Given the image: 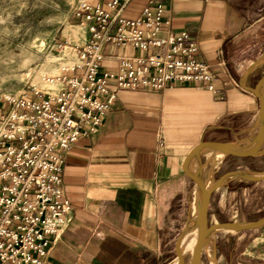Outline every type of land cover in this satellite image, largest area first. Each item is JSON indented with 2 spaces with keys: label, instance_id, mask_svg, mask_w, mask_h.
<instances>
[{
  "label": "crops",
  "instance_id": "0c3cea01",
  "mask_svg": "<svg viewBox=\"0 0 264 264\" xmlns=\"http://www.w3.org/2000/svg\"><path fill=\"white\" fill-rule=\"evenodd\" d=\"M156 5L164 8L172 32L185 31L194 38L196 59L217 73L218 90L213 94L169 86L162 92H115L102 126L65 153L61 179L72 218L45 264L172 263L177 238L193 218L196 203L195 187L182 169L186 154L199 142L230 144L244 151L253 147L260 104L249 90L264 75V0H129L122 15L131 19L144 7ZM219 62L237 87L222 85ZM260 93L264 96V84ZM206 149L211 151L208 157ZM214 151L203 148L198 153L197 178L208 187L220 170L215 182L232 175L212 190L207 218L216 196L220 205L235 207L242 183L251 185L247 212L259 211L264 178L249 181L235 174L264 175V168L256 174L248 168L252 160L264 158V140L253 155H224L216 165ZM226 159L238 162L228 164ZM194 161L186 167L190 174L198 166ZM229 182L238 184L229 187ZM218 221L212 224L233 223ZM258 230L247 242L237 238L231 257L213 245L204 259L203 249L200 264H210V255L215 264H264V225L248 231Z\"/></svg>",
  "mask_w": 264,
  "mask_h": 264
},
{
  "label": "rangeland",
  "instance_id": "374dc122",
  "mask_svg": "<svg viewBox=\"0 0 264 264\" xmlns=\"http://www.w3.org/2000/svg\"><path fill=\"white\" fill-rule=\"evenodd\" d=\"M111 1L112 0H0V122L12 111L17 115L28 114L25 110L16 106L14 100H37L41 102L54 98L59 91L72 95L73 88L67 84L70 80L80 83V87L82 86V88L78 90V92L84 93L85 97L91 98L93 93H91L90 87L92 84L90 80V71L93 69V64L96 67L95 74L98 75V80L103 79L104 82V74L112 73L115 70L114 65L116 62L113 60V57L139 55L140 52L133 46L122 48L120 45H117V43L103 40V32L110 27V25L106 28L100 23L98 24L97 22H91L90 19H86V17L94 15L96 8L106 13L109 19L116 17L124 22H133L142 17V13L145 9H153L156 6H160L163 10V18L168 22V25L164 28V31L156 35V38H163L162 36L165 37L167 33L172 35L184 33L188 35L190 42L196 48V54L193 59L204 64L209 71V75L213 76L210 80V84L212 85L211 90H208L207 86L196 81L192 83L165 85L161 89L145 87L134 88L133 90H114L109 92L114 96L113 102L115 100V92L117 91L162 92L169 86H190L205 89L213 94L217 92V73L212 70L211 65L196 59L198 47L190 34L185 31L172 32L170 30L169 21L161 5L144 7L136 17L129 19L122 15L123 9L129 0H123V2L116 0L117 3L110 7L109 4ZM67 27H77V29L80 30L78 39L71 40L70 34L66 32ZM92 29L96 31L99 38L95 37ZM112 29L115 28L111 27L110 31H113ZM95 52L99 54L100 59L92 63ZM146 52L148 55L153 53L154 50L148 49ZM216 66L219 68L218 72L224 75L225 78L222 85L228 84L237 87L236 81L225 71L224 65L219 62ZM41 72H43L41 77L42 81L40 79L42 83L34 82L35 76L40 75ZM50 79L52 80L51 83L58 82L59 85L56 84L55 87H53L54 85L48 86L45 81ZM42 84L46 86L42 88ZM106 86H108V84ZM47 92H51L52 94ZM98 98L100 99L103 97L98 96ZM113 102L107 113L110 112ZM54 109L56 108L54 107ZM76 109L86 114L89 109H91V106L89 101L80 102L76 105ZM107 113L102 116L100 125L94 130L89 129L91 116L87 115L83 117L78 126L79 133L77 139L67 148H61L56 139L54 140V132L46 134V130L43 131L40 129L31 135H24L23 140L17 138L0 139V156L4 154L6 148L11 147L16 149L15 154H19L20 159H23L24 151H21L22 141H29V146L35 147L32 154L29 155L30 163L28 167L21 165L17 169L21 176H25L24 173L27 172L29 175L28 179L20 178L21 183H18L17 187L9 192L8 189L11 187V181L7 178L3 182L5 191L3 192L0 190V197H6V199L10 200V197L4 195L19 194V202L29 203L33 209L31 214L32 219L36 223V226L33 228L34 233L42 230L43 221L47 223L45 226L52 227L56 230V232L46 236V241L48 242L46 254L39 260L40 264H45L50 250L59 240L72 218L71 205L63 192L61 179L65 153L73 147L79 138L98 130L102 126ZM51 139H53L54 142H52ZM225 162L232 164L238 161L226 159ZM251 162L252 165L248 168L252 173L256 174L264 168V158L252 160ZM8 163L12 164L13 161L7 162L3 167H0V171L8 168ZM221 173L222 170L216 173L214 182ZM27 181V186L29 188L26 191L24 188L26 187L25 184ZM214 182L210 181L207 183V186L211 187ZM237 184L238 183H228L229 187L237 186ZM250 187L251 185L241 184L240 189L243 190V193L242 195L236 196L235 207H233V204L230 206L226 204L224 206L220 205L218 203L219 198L216 196L213 202L215 207L213 205L211 206V211L207 218L208 224L212 225L214 221L219 222L218 219L221 221L233 222L234 224L250 223V221L262 216L264 214V194H262L260 198L262 207L259 211L247 212L246 200ZM41 194H46L45 197L48 200L43 207L39 203L41 201ZM12 196L16 197L15 195ZM60 202L66 204L65 213L61 212V208L59 207ZM51 207L52 210L46 212V210ZM247 214L248 216H246ZM12 215L18 217L16 220V224L18 225L14 224L13 227L8 228V231L14 233V235L19 238L25 239L28 227L23 226V224L27 221L26 217L22 213L13 212ZM61 226L64 227L61 231L57 232ZM259 232L260 230L255 232L248 230L242 232H216L215 230L211 232V236L205 243L203 258L205 259L206 255H209V251L213 249V245L216 246L214 248L215 251L222 252L225 254V257H231L235 252L237 238L244 237L243 242H247L252 235ZM220 237H223V239H218ZM215 238H217L216 243L213 244ZM224 239L226 241H224ZM210 256L209 263L215 264L212 255ZM175 260H173L172 263L170 262L172 260H168L167 264H173ZM184 263L187 264L186 260H184Z\"/></svg>",
  "mask_w": 264,
  "mask_h": 264
},
{
  "label": "built area",
  "instance_id": "2783aa9c",
  "mask_svg": "<svg viewBox=\"0 0 264 264\" xmlns=\"http://www.w3.org/2000/svg\"><path fill=\"white\" fill-rule=\"evenodd\" d=\"M116 0H112L110 7L116 4ZM94 15L86 17L91 22L102 24L108 27L103 32V40L107 42L117 43L122 48L133 46L140 53L137 56H116L113 60L116 62L115 70L112 73L104 74L103 79L98 80L95 74L96 67L90 71L91 95L85 97L81 90L80 83L70 80L67 84L73 88V94L69 95L60 92L54 97L46 101H15L19 106L30 115H17L13 111L0 122V139H21L24 135L33 134L38 129L45 131L46 134L53 133L54 140L59 143L61 148H67L73 143L79 133V124L83 117L91 116L90 130H94L100 125L102 116L110 109L114 96L109 93L114 90H130L134 88L150 87L153 89H161L165 85L177 83H192L194 81L207 86L211 90L210 80L213 76L209 75L207 67L195 61L193 57L196 54L195 46L190 42L188 35L180 33L162 36L156 38L160 32L168 25L163 18V10L160 6L153 9H145L142 17L133 22H124L123 20L112 17L108 18L106 13L96 8ZM113 25V26H112ZM111 27L113 31H110ZM96 38L99 35L92 29ZM101 37V38H102ZM153 49L154 52L147 55V50ZM146 54V55H144ZM100 59L99 54L95 52L92 63ZM51 83L50 80H46ZM108 84V86H106ZM105 85V86H104ZM214 88V87H213ZM77 92V93H76ZM102 96L103 98H98ZM91 109L83 114L76 109V105L80 102H88ZM52 103V104H51ZM54 107L56 109H54ZM48 131V132H47ZM54 142L53 139H51ZM29 141H22L21 151H24V158L20 159L16 149L8 147L3 155L0 156V167L7 162L9 167L0 171V190L5 191L3 182L7 178L11 181V187L8 191H12L21 183L20 178L28 179V173L21 176L17 169L24 165L28 167L30 163L29 155L34 151V146H29ZM28 181L25 184V190H28ZM4 195V194H3ZM15 195L16 197H13ZM27 195V194H25ZM42 207L47 203L46 194H41ZM0 197V264H40V259L46 254L48 234L56 232L54 228L45 226L47 223L42 222V230L33 232L36 223L32 219L33 209L28 202H19V194H6ZM66 204L60 202L61 212L65 213ZM47 209V211H51ZM22 213L26 217L27 226L25 239L19 238L14 233L9 232L8 228L16 224L17 216L12 213ZM37 221V220H36ZM18 225V224H16ZM61 226L57 232L61 231ZM50 228V229H47ZM19 247V248H18Z\"/></svg>",
  "mask_w": 264,
  "mask_h": 264
},
{
  "label": "water",
  "instance_id": "95a60500",
  "mask_svg": "<svg viewBox=\"0 0 264 264\" xmlns=\"http://www.w3.org/2000/svg\"><path fill=\"white\" fill-rule=\"evenodd\" d=\"M264 84V75L256 82L254 87L249 90V92L258 99L260 104V123L258 127L257 134L252 141L253 147L249 151H244L243 149L236 148L233 145H224L220 143L215 142H199L197 145H195L185 156L182 164L183 172L188 176V178L193 183L195 189L200 195V200L196 204V211L193 218H191L188 223L185 225L181 233L179 234L176 244H175V255L177 258L178 263L177 264H185L183 258L180 255L179 251V240L181 236L189 231L197 229L198 231V238L196 239L193 249L189 258V261L187 264H200V256L201 251L203 247L205 246V243L209 237V234L216 229H228L231 231H244V230H250L258 228L262 225H264V217L260 218L259 220L251 223L246 224H234V223H224V224H212L209 225L207 222V209H208V202L209 197L213 189H215L223 178L230 176L232 174H227L217 180L211 187H206L198 178L197 174L200 172V166H199V160H198V153L203 148H210L219 152H222L225 156H231V157H237V158H245L253 155L255 153V150L261 145V143L264 140V96L260 93V88ZM195 159L197 161V169L193 174H190L186 171L187 164L192 160ZM237 176H240L241 178L249 181H259L264 178V175L262 177H249L244 174H235Z\"/></svg>",
  "mask_w": 264,
  "mask_h": 264
},
{
  "label": "bare ground",
  "instance_id": "6f19581e",
  "mask_svg": "<svg viewBox=\"0 0 264 264\" xmlns=\"http://www.w3.org/2000/svg\"><path fill=\"white\" fill-rule=\"evenodd\" d=\"M66 32H67V34H70V38H71V40H76V39H78V37H79V35H80V30L79 29H77V27H67L66 28ZM47 66V65H46ZM45 66V67H46ZM44 68V67H43ZM47 68H49V67H47ZM44 70V69H43ZM50 71V70H49ZM42 75H43V72H41V74L40 75H36L35 76V78H34V82H37V83H39V82H41L42 81V79H41V77H42ZM45 77H48V76H45ZM40 79H41V81H40ZM46 83H47V85L49 86V85H54L53 87H55L56 86V84L57 85H59V83L58 82H53V83H48L47 81H45ZM42 83V82H41ZM46 85L44 84V86H43V84H42V88L43 87H45ZM51 87V86H50ZM47 88V87H46ZM60 88V87H59ZM47 93H49V94H52L51 92H47ZM245 144V143H244ZM252 146H253V144H252ZM249 149V148H248ZM247 150V149H246ZM208 152H211L209 149H206V151H203V153L208 157V154H211V153H208ZM224 156V154L222 153V152H219V151H214V153H213V158H212V163H213V165H216L219 161H221V159H222V157ZM194 162H196V161H194ZM193 166V165H192ZM191 166V167H192ZM194 169V168H193ZM206 186V185H205ZM194 192H195V201H196V203L194 204V209H193V215H195V211H196V204L198 203V201L200 200V195H199V193L197 192V190L196 189H194ZM220 229V228H219ZM219 229H216V231H219L220 232V230ZM224 231H227V232H229V230H224ZM232 232V231H231ZM211 236V233L209 234V237ZM209 237H208V239H209ZM198 238V231H197V229H194V230H189V231H187V232H185L182 236H181V238H180V240H179V251H180V255H181V257L183 258V260H186V263L189 261V258H190V255H191V252H192V249H193V245H194V243H195V241H196V239ZM205 247V246H204ZM203 247V249H205ZM202 249V250H203ZM205 251V250H204ZM178 263V261H174V263L173 264H177Z\"/></svg>",
  "mask_w": 264,
  "mask_h": 264
}]
</instances>
